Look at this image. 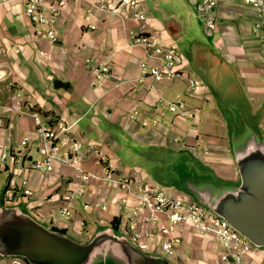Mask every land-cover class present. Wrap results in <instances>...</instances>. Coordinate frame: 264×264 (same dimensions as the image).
Masks as SVG:
<instances>
[{
  "label": "crops",
  "instance_id": "1",
  "mask_svg": "<svg viewBox=\"0 0 264 264\" xmlns=\"http://www.w3.org/2000/svg\"><path fill=\"white\" fill-rule=\"evenodd\" d=\"M195 3L137 0L144 17L135 18L120 0H66L59 13V35L50 41L38 35L21 0H0V156L3 151L10 153L4 161L0 158V191L9 176H26L32 193L18 194L14 202L22 200L38 219L85 239L98 225L109 224L120 209L124 216L131 213L135 198L119 205L113 192L95 180L90 192L71 200L73 214L65 217L59 211V193L76 187L73 170L55 162L46 173L29 164L28 155L39 141L31 111L50 122L71 124L65 135L80 144L82 165L97 172L104 166L129 169L117 154L126 138L195 153L194 146L183 144L186 137L208 141L225 130L222 121L216 130L205 124L204 117L213 109L212 94L203 82L207 64L236 72L252 104L263 107V116L264 26L255 29L257 8L244 0H217L215 25L208 29ZM87 21L95 27L89 28ZM141 33L176 46L185 57L183 75L157 79L144 75L139 61L146 49L132 43L133 36ZM104 63L109 72L97 76L94 68ZM186 76L200 81L195 91L187 87ZM176 94L196 110L197 118L185 119L167 109L166 102ZM135 110L141 117L158 116L166 122L144 126L131 118ZM25 152L27 157L20 158ZM134 170L142 174L139 167ZM220 174L238 177L235 166ZM105 200L107 210L100 206ZM177 232L182 241L172 255L175 262L198 264V259L208 264L214 259L216 264H238L221 261L217 240H207L189 224H178Z\"/></svg>",
  "mask_w": 264,
  "mask_h": 264
},
{
  "label": "built area",
  "instance_id": "2",
  "mask_svg": "<svg viewBox=\"0 0 264 264\" xmlns=\"http://www.w3.org/2000/svg\"><path fill=\"white\" fill-rule=\"evenodd\" d=\"M66 0H21L23 10L35 27L39 36L54 41L60 32L59 13L62 4ZM131 8L135 18H143L144 14L137 9V0H120ZM257 8V19L254 22L255 29L264 26V0H244ZM217 0H196L195 8L202 23L208 29L215 25L214 9ZM88 20V17H86ZM89 28L95 24L87 21ZM133 44L145 47L146 56L139 61V67L144 75L152 78H173L183 75L185 69V57L183 53L172 44L157 42L156 39L146 33L135 34ZM97 76L109 72L107 63L97 65L94 68ZM139 79H141L139 77ZM187 87L195 91L200 84L197 78L186 76ZM167 109L173 114L186 119L197 118L196 110L187 105L181 94H176L166 102ZM35 129L39 134V141L35 145L37 155L25 152L20 158L29 156V164L38 171L50 172L54 169L55 162L70 166L73 170L71 177L76 183L74 189L64 190L59 193L61 201L59 211L65 216L73 214L71 200L90 192L93 181H99L105 188L110 189L112 197L119 205L127 204L134 199L132 212L124 216L122 209L115 215L118 216L116 227H119L134 243L145 250H160L163 255L169 257L176 252V248L182 241L177 232V225L189 224L193 230L207 240L216 239L222 247L219 255L223 262L233 261L241 263L244 258L255 249L251 242L234 229L225 219L218 216L209 208L201 205L192 197L183 199L167 194L157 187L146 175L137 170H116L107 166L101 172L85 168L82 165L80 144L72 140L65 132L71 124L54 123L45 120L42 114L36 110L31 111ZM131 118L140 120L144 126L156 125L160 121L158 116L141 117L135 110ZM58 124V126H57ZM10 153L3 151L1 160L4 161ZM26 176L11 175L7 178L3 189V197L16 201L18 194H31ZM112 198V199H113ZM50 200L51 197H46ZM4 200V201H5ZM109 202L103 201L101 209L107 210ZM125 217V218H123ZM114 226V225H113ZM170 258V257H169ZM14 264H28L23 258L16 257Z\"/></svg>",
  "mask_w": 264,
  "mask_h": 264
},
{
  "label": "water",
  "instance_id": "3",
  "mask_svg": "<svg viewBox=\"0 0 264 264\" xmlns=\"http://www.w3.org/2000/svg\"><path fill=\"white\" fill-rule=\"evenodd\" d=\"M262 113L234 88L224 98L222 114L238 175L235 181L220 179L211 166L199 161L198 169L190 168L185 158L175 164L179 187L256 248L264 247ZM7 257H21L28 264H176L159 252L142 249L111 223L98 225L88 238L79 239L38 219L22 202L0 199V259Z\"/></svg>",
  "mask_w": 264,
  "mask_h": 264
},
{
  "label": "rangeland",
  "instance_id": "4",
  "mask_svg": "<svg viewBox=\"0 0 264 264\" xmlns=\"http://www.w3.org/2000/svg\"><path fill=\"white\" fill-rule=\"evenodd\" d=\"M185 53L187 52L185 51ZM186 55H188V53ZM212 67H214L213 71H211ZM212 67L209 64L205 66L207 72L205 79H203V82L208 85L210 93L213 97V109L208 110L211 115L208 113V115L204 117L205 124H207L210 129L216 130L221 127L219 125L222 121L225 130L222 129L221 133L220 131L217 132L216 136H209L210 134H206V136H209L208 141L205 140L206 142L203 140L197 142L191 137H186L183 144L187 146L189 145V147L194 146V151L198 156L189 148H175L165 144L137 143L134 140L128 138L124 139L123 146L120 148V150H118L117 153L120 157L125 158L126 163H129L128 165L130 167L127 170H133L135 167H139V171L146 175L149 180L153 181L157 187L161 188L167 194L173 195L174 197H181L185 199L190 196L187 192L183 191L179 187L177 182L175 164H177L182 158L186 159L188 166L192 169H198L200 165L199 162L203 164L209 163L214 167H212V169L220 179L227 181H235L237 179H230L220 174L223 173V170L229 168L230 166H235L227 141V120L222 114V106L224 105V98L227 93L234 88L238 94H245L253 110L260 108L259 106L256 107L252 104V101L250 100L236 72L229 70L228 68L224 69L223 67L220 69L218 65H212ZM261 111H263V107H261ZM260 123V129L264 135V115L262 116ZM175 139L180 141V138ZM176 145H181V143H176ZM32 151L34 156L37 155L35 148ZM0 198L5 200L2 189L0 191ZM17 202H22L30 211L25 202L22 200ZM5 203H13V201L6 199ZM115 228L117 231L122 232L119 227L115 226ZM67 233L74 236L71 234V232ZM153 250L154 252H159L162 254L160 250ZM169 257L173 260V256ZM14 259H16V257L2 258L1 260L3 261H1L0 264H14ZM175 263L179 264L177 262ZM197 263L206 264L201 263L198 259ZM208 264H216V260L213 259L212 262ZM238 264H264V247L255 249L252 253L248 254L241 263Z\"/></svg>",
  "mask_w": 264,
  "mask_h": 264
},
{
  "label": "trees",
  "instance_id": "5",
  "mask_svg": "<svg viewBox=\"0 0 264 264\" xmlns=\"http://www.w3.org/2000/svg\"><path fill=\"white\" fill-rule=\"evenodd\" d=\"M117 221H118V216L113 215V217L111 218L110 223H111L112 225L116 226ZM55 227H57V226H55ZM57 228H59V227H57ZM60 229L65 230L64 228H60Z\"/></svg>",
  "mask_w": 264,
  "mask_h": 264
}]
</instances>
